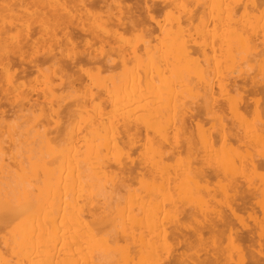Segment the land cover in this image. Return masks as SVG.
Here are the masks:
<instances>
[{"label":"rangeland","instance_id":"obj_1","mask_svg":"<svg viewBox=\"0 0 264 264\" xmlns=\"http://www.w3.org/2000/svg\"><path fill=\"white\" fill-rule=\"evenodd\" d=\"M51 1L0 0V28L6 29L0 42V85L4 87L0 88V186L24 208L18 216H11L12 212L10 217L0 216V264L20 261L14 236V225L19 222L26 224L28 235L37 225H50L45 237L50 239L60 232L65 237L67 232L75 234L87 225L85 235L78 233V238L84 239L69 236L72 246L58 244V248L62 245L63 249H58L61 253L66 254L67 247V257L81 258L77 264H256L257 259V264H264V0H53L54 5ZM147 7L150 15L145 13ZM121 16H126L125 21L129 17L141 21L123 29L118 24ZM81 21L93 36L84 34ZM66 25L73 31L75 50L65 41ZM55 36L61 38L59 43L52 41ZM246 36L251 37V43ZM196 42L209 44L207 55L197 50L183 55L184 47H193ZM93 47V53L108 52L119 61V67L105 72L99 64L82 62L83 69L75 65L72 69L70 59L65 58L62 60L68 64L63 69L44 58L52 53L67 57L74 51H93ZM121 52L126 55L124 64ZM34 54L39 56L37 61ZM8 57L15 61L11 67L7 64L9 68L2 64ZM73 71L75 75L76 71L84 72L82 82L70 83ZM135 77L155 85L159 93L151 86L141 90L134 85ZM205 78L213 88H203ZM126 98L132 101V119L149 120L156 127L155 133L140 134L132 149L124 142L128 138L121 129L114 127L120 119L116 108ZM117 100L121 101L116 106ZM166 103L167 113L156 116L155 110ZM101 122L113 126L95 134L92 125ZM163 137L181 142L173 155L168 153L161 160L152 145ZM72 146L93 157L98 153L111 169H94L96 159L90 160L91 166L84 165L83 156H75ZM146 147L148 152H142ZM67 159L72 163L64 162ZM154 160L155 164L160 162L162 176L151 173ZM122 166H133L139 173L146 167L151 174L146 171L148 176L145 173L144 177L134 171L138 177L132 174V179L126 172L125 179L123 172L126 181L127 177L132 179L123 186L119 180ZM202 167L218 170H213L214 174L211 168L206 169L210 173L203 176ZM79 169L84 171L85 180L68 186L66 182ZM184 170L189 178L183 175ZM50 197L52 207L47 201ZM143 205L148 207L147 213ZM75 213L80 216L70 219ZM71 225L75 233L70 232ZM28 246L21 249V256L31 255L34 264H55L45 254L34 255L38 250L34 243ZM29 251L32 254L27 255ZM104 256L105 260L97 261Z\"/></svg>","mask_w":264,"mask_h":264},{"label":"bare ground","instance_id":"obj_2","mask_svg":"<svg viewBox=\"0 0 264 264\" xmlns=\"http://www.w3.org/2000/svg\"><path fill=\"white\" fill-rule=\"evenodd\" d=\"M53 1V0H52ZM51 1V2H52ZM222 1V0H221ZM262 2H264V1H262ZM261 2V3H262ZM53 3V2H52ZM223 3H225V2H223ZM263 4V3H262ZM53 5H54V3H53ZM218 5V4H217ZM221 5V4H220ZM226 6H227V4H225ZM229 5V4H228ZM228 7V6H227ZM212 8V7H211ZM220 8V7H219ZM223 8V7H222ZM233 9H235V6L234 7H232ZM124 9V8H123ZM221 9V8H220ZM126 10H127V8H126ZM131 9H129L128 10V12H131L130 11ZM226 10V9H225ZM146 11L147 12H145L146 14H148V15H150L151 13V8L150 7H147L146 8ZM245 11V10H244ZM244 11H243V14H245L244 13ZM134 12V11H133ZM211 12V11H210ZM213 12V11H212ZM223 12V11H222ZM228 12V11H227ZM226 12V13H227ZM262 12V11H261ZM219 13H221V12H219ZM133 14V13H132ZM135 15V14H134ZM133 15V16H134ZM221 15V14H220ZM219 15V16H220ZM226 15V14H225ZM229 14L227 13V15L226 16H228ZM250 15V14H249ZM248 15V16H249ZM263 15V14H262ZM58 16V15H57ZM59 16H61V15H59ZM247 16V15H246ZM82 17V16H81ZM126 16H124V18H125ZM225 17V16H224ZM122 16L121 17H118V24H119V27H122L123 29H125L124 27H126L127 28V26L129 27V24H133V25H135L136 23L138 24V21L140 20L141 21V18H138V20L136 21L133 17L131 18V17H129V18H127V19H129V21L126 19V21H125V19H124ZM227 18V17H226ZM82 19V18H81ZM80 19V20H81ZM134 19V20H133ZM229 20V19H228ZM242 20V19H241ZM139 21V22H140ZM225 21V20H224ZM263 21V20H262ZM219 22V21H218ZM230 22V21H229ZM238 23V22H237ZM242 23V22H241ZM82 24V21L80 22V25ZM220 24V23H219ZM43 25V24H42ZM79 25V26H80ZM244 26V25H243ZM84 27H85V25H84ZM83 27V25H81V30L84 32V34H90V35H94L93 34V32L91 31V30H88V29H86V27L84 28ZM131 27V26H130ZM238 27V26H237ZM68 28H69V26H67L66 25V31H65V33H64V36H65V41H66V43L68 42V43H70V45L72 44V46L74 47H72L73 48V50H75L76 48H77V43H76V45L74 46V44H75V42L73 41L74 40V34L70 31V30H68ZM216 28V27H215ZM233 28V27H232ZM36 29V28H35ZM34 29V30H35ZM92 29V28H91ZM152 28H149V30H151ZM218 29V28H217ZM44 30H45V28H44ZM152 30H154V29H152ZM163 30V29H162ZM205 30V29H204ZM164 31V30H163ZM232 31V30H231ZM5 32H6V29H4V28H0V42H2L3 40H4V35H5ZM102 32V31H101ZM216 32V31H215ZM261 32V31H260ZM200 33V32H199ZM202 33V32H201ZM255 33V32H254ZM263 33V32H262ZM57 34V33H56ZM83 34V35H84ZM210 34V33H209ZM212 34V33H211ZM219 34V33H218ZM32 35V34H31ZM99 35V34H98ZM102 35H103V33H102ZM172 35V34H171ZM199 35V34H198ZM202 35V34H201ZM253 35V34H252ZM91 36V37H92ZM96 36V35H95ZM212 36H214V34H212ZM221 36V35H220ZM81 37V36H80ZM107 37V36H106ZM111 37V36H110ZM199 37V36H198ZM10 38V37H9ZM9 38H8V40H9ZM90 38V37H89ZM112 38V37H111ZM201 38V37H200ZM239 38V37H238ZM238 38H236V39H238ZM59 39V40H58ZM64 38H62V40H63ZM93 39H94V37H93ZM101 39V38H100ZM103 39V38H102ZM110 39V38H109ZM246 40H248V42H252L251 41V37L250 36H246V38H245ZM256 39V38H255ZM60 40H61V38H59V37H57V36H55L54 37V39L52 40V41H58V43L60 42ZM94 40H96V39H94ZM105 40V39H104ZM179 40V39H178ZM252 40H253V37H252ZM86 41V40H85ZM98 41H100V42H102V40H98ZM98 41H96V42H98ZM167 41V40H166ZM180 41V40H179ZM178 41V42H179ZM224 41V40H223ZM253 41H255V40H253ZM111 42V41H110ZM126 42V41H125ZM176 42V41H175ZM255 42H257V41H255ZM35 44H37V42H34ZM54 43V42H53ZM57 43V44H58ZM87 43L88 44H90L89 46H92V42H90L89 40L87 41ZM86 43V44H87ZM170 43V42H169ZM210 43H211V41H210ZM10 44V43H9ZM87 44V45H88ZM95 44V43H94ZM97 44V43H96ZM162 44V43H161ZM160 44V45H161ZM175 44V43H174ZM179 44V43H178ZM212 44V43H211ZM24 45V44H23ZM85 45V44H84ZM225 45V44H224ZM24 47V46H23ZM36 47V46H35ZM76 47V48H75ZM125 47V46H124ZM190 47L192 48L191 50H190ZM208 47H209V44L208 43H206V42H203V43H195V45L192 47V46H185L184 47V49H183V55H185V56H187L188 54L190 55V53L192 54V52H194V51H201L205 56L207 55V49H208ZM212 47H213V45H212ZM94 48L95 47H93V51H85V52H73L71 55H67V57H64L63 56V54L61 55V53H60V55H57V54H55V53H52V57L49 55V56H47V57H44L45 59H47V60H51L52 61V64L53 65H57L58 67H63V69H65V68H67V67H64V66H66L68 63H66V62H64L66 59L68 60V59H70V66L69 67H71L72 69L73 68H75L74 67V65L76 66V68L77 67H82V69H83V66L81 65L80 66V64L79 63H82V62H86V63H93V64H96V65H98L99 64V66L101 67L100 69H101V71H104L105 70V72L107 71V72H112V71H114V69H117L118 67H119V65H120V63H119V61L118 60H115L114 58H112L111 56H109V55H107L108 54V52H107V54L104 52V50L102 49V50H100L99 52L97 51V49L95 50V51H97V52H95V53H93L94 52ZM97 48V47H96ZM210 48V47H209ZM214 48V47H213ZM256 48V47H255ZM180 49V48H179ZM164 50V49H163ZM194 50V51H193ZM52 52H53V50H52ZM161 52V51H160ZM178 52V51H177ZM176 52V53H177ZM211 52V51H210ZM228 52V51H227ZM162 53V52H161ZM181 54H182V51H181ZM35 55V54H34ZM38 55V54H37ZM111 55H112V53H111ZM114 55V54H113ZM228 55H231L230 54V52H229V54ZM64 58H63V57ZM212 56H214V55H212ZM40 57H43V56H41L40 55ZM70 57V58H69ZM66 58V59H65ZM161 58H163V57H161ZM184 58H186V57H184ZM191 58V57H190ZM212 58V57H211ZM230 58H231V56H230ZM39 59V56H36L35 55V58H34V60L35 61H37ZM64 61H63V60ZM214 59V58H213ZM22 60H25L23 57H22ZM21 60V61H22ZM126 55L124 54V52H121V61L120 62H122V64H124L125 62H126ZM207 60V59H206ZM205 60V61H206ZM215 60H217V59H215ZM26 61V60H25ZM2 64H4V63H6V66L5 65H3V66H5V67H7V64L11 67V65L10 64H14L15 63V61H13V59L12 58H5V60L3 61L2 60ZM31 62H34V61H31ZM189 62H190V60H189ZM188 63V62H187ZM78 64V65H77ZM148 64H149V62H148ZM161 64V63H160ZM208 64V63H207ZM226 64V63H225ZM163 65L166 67V65H165V63H163ZM227 65V64H226ZM136 66V65H135ZM149 66V65H148ZM156 66H158V65H156ZM161 66V65H160ZM197 66V65H196ZM208 66V65H207ZM218 66V65H217ZM68 67V68H69ZM151 67V66H150ZM214 67V66H213ZM229 67V66H228ZM7 68H9V67H7ZM163 68V67H162ZM79 70H81L80 68H78ZM158 69V68H157ZM201 68H199L198 70H200ZM85 70V69H84ZM98 70H99V68H98ZM149 70V69H148ZM162 70V69H161ZM202 70V69H201ZM200 70V71H201ZM82 71V70H81ZM160 71V70H159ZM166 71H167V69H166ZM75 71H73V73H72V77H74V79H72V77L70 76V83H74L75 81L77 82V81H81L82 82V74L84 73H81L80 71V75H78V73L79 72H77L76 71V75H75V73H74ZM86 72V71H85ZM156 72V71H155ZM168 72H169V69H168ZM167 72V73H168ZM197 72V71H196ZM216 72V71H215ZM220 72V71H219ZM225 72V71H224ZM87 73V72H86ZM75 76H74V75ZM198 74V73H197ZM218 74V73H217ZM136 75H138V73H136ZM159 75V74H158ZM199 75V74H198ZM229 75V74H228ZM151 76V75H150ZM163 77V76H162ZM136 78V77H135ZM138 78V77H137ZM136 78V79H137ZM130 79H132V78H130ZM160 79H161V77H160ZM164 79V78H163ZM151 80V79H150ZM165 80H166V77H165ZM136 81V80H135ZM134 81V85H137V86H139L140 87V89H141V87H144V88H150V86L151 85H149V84H147L146 82H145V79L144 78H142V77H139L138 78V80L135 82ZM215 81V80H214ZM150 82V81H149ZM161 82V81H160ZM170 82V81H169ZM181 82V81H180ZM180 82L178 83V84H180ZM65 83V82H64ZM68 83V82H67ZM69 83V84H70ZM184 83V82H183ZM12 85V84H11ZM133 85V84H132ZM124 86V85H123ZM122 86V87H123ZM155 85H153V86H151V88H156V87H154ZM157 86V85H156ZM202 86H203V88H213V85H212V83L210 82V79L209 78H205L204 79V82H203V84H202ZM4 88L3 86H1L0 85V88ZM159 87V86H158ZM161 88V87H160ZM162 88H164V87H162ZM172 88V87H171ZM182 88V87H181ZM184 88H187V87H184ZM178 89H180V88H178ZM107 90V89H106ZM128 90H129V88H128ZM142 90V89H141ZM170 90H172V89H170ZM188 90H189V88H188ZM158 91V89L156 88V92ZM176 91V90H175ZM174 91V92H175ZM226 91V90H225ZM106 92V91H105ZM105 92H104V94H105ZM137 92H139V90L137 91ZM145 92V91H144ZM147 92V91H146ZM211 91H209V93H210ZM142 93V92H141ZM158 93H159V91H158ZM176 93V92H175ZM108 93L106 92V95H107ZM120 94V93H119ZM149 94V93H148ZM179 94V93H178ZM181 94V93H180ZM106 95H105V97H106ZM138 95H140V94H138ZM160 95V94H159ZM175 95L176 94H174V97H175ZM96 98H100V94H95L94 95ZM104 96V95H103ZM112 96V95H111ZM122 96H123V93H122ZM130 96H131V92H130ZM127 97V96H126ZM141 97V96H140ZM143 97V96H142ZM152 97V96H151ZM123 98V97H122ZM155 98V97H154ZM25 99V98H24ZM109 99V98H108ZM116 99V98H115ZM120 99V98H119ZM131 99V98H130ZM139 99V98H138ZM143 99V98H142ZM148 99V98H147ZM157 99V98H156ZM110 100V99H109ZM123 101L120 103V104H122L121 105V107L119 108V109H117L116 108V110H118V111H120V119L118 120V122H116L115 123V125H114V127H116L118 130L119 129H121V133L122 134H124V136H126L127 138H128V140L127 141H124V142H129L130 143V145H131V149L132 148H134L136 145H137V142L135 141V139H137V137L140 135V134H145V135H147V133H149V131H155V128L156 127H153V125L155 124H153L152 126H151V124L153 123L152 121H136L134 118L132 119V115H131V108H130V105H131V103H132V101H130L129 99H122ZM132 100V99H131ZM140 100V99H139ZM151 100V99H150ZM154 100V99H153ZM174 100V99H173ZM121 101V100H120ZM119 100H117V102H114L115 103V105L117 106V104H118V102H120ZM158 101V100H157ZM170 102H171V100H170ZM169 102V103H170ZM202 102V101H201ZM113 102L111 103V105H113L114 104ZM117 103V104H116ZM164 103V102H163ZM212 103V102H211ZM20 105V104H19ZM115 105L112 107V108H114L115 107ZM133 105V104H132ZM67 106V105H66ZM70 106V105H69ZM73 106V105H72ZM154 106H156V104L154 105ZM173 105H171V107H172ZM119 107V106H118ZM132 107V106H131ZM157 107H158V105H157ZM168 107H169V104H167L166 103V105H164L162 108H160L159 109V107L157 108V110H155V115L156 116H164L166 113H167V111H168ZM67 108V107H66ZM112 108L110 109V110H112ZM156 109V108H155ZM115 110V109H114ZM117 111V112H118ZM110 112V111H109ZM113 112V111H112ZM115 113H116V111H115ZM119 113V112H118ZM135 113V112H134ZM145 113V112H144ZM139 114V113H138ZM152 115V114H151ZM110 116H112V115H110ZM144 116V115H143ZM105 117V116H104ZM146 117V116H145ZM63 118V117H62ZM99 118V117H98ZM78 119V118H77ZM95 119V118H94ZM97 119V118H96ZM105 119V118H104ZM241 118H240V116H239V120H240ZM145 120V119H144ZM171 120V119H170ZM219 120H220V117H219ZM219 120H218V122H219ZM106 121H107V118H106ZM149 122H152V123H150L149 124ZM174 122V121H173ZM102 123V122H101ZM96 124L95 125V123L92 125V130L94 131V133L95 134H100L102 131H104V130H106V128L107 129H109V126L110 127H112L113 125L112 124ZM171 123V122H170ZM90 124H91V122H90ZM109 125V126H108ZM112 125V126H111ZM89 126V125H88ZM61 129V128H60ZM79 130V129H78ZM111 130H112V128H111ZM111 130H109V132L111 131ZM59 131V130H58ZM62 131V130H61ZM108 131V130H107ZM158 131H160V130H158ZM54 132V131H53ZM78 132V131H77ZM111 132H114V131H111ZM161 132V131H160ZM166 132V131H165ZM203 132V131H202ZM60 133V132H59ZM76 133V132H75ZM155 133V132H154ZM159 133V132H158ZM61 134V133H60ZM150 134H151V132H150ZM161 134V133H160ZM222 134H224L223 132H222ZM59 135V134H58ZM62 135V134H61ZM222 136H224V135H222ZM228 136V135H227ZM146 137V136H145ZM230 137V136H229ZM56 138V137H55ZM194 137H192V140H190V141H192V143H194V139H193ZM212 138V137H211ZM210 138V139H211ZM120 139V138H119ZM189 139H190V137H189ZM202 139H203V137H202ZM224 139V138H223ZM54 140V139H53ZM83 140V139H82ZM172 140V139H171ZM170 139H168L167 137H163V138H161L160 139V141L159 142H157L156 144H154V146L152 145V147H153V149H155V151L158 153V154H160V157H161V160H163L164 158H165V156L169 153V154H171V155H173L172 154V151L174 150V148L176 149V148H179L180 146V140L179 139H176L175 140V142L173 143L172 141H171ZM70 141H73V140H70ZM101 141H103L102 139H101ZM121 141V140H120ZM146 141V140H145ZM54 142H55V140H54ZM56 143V142H55ZM192 143H191V145H192ZM208 143V142H207ZM177 144V147L175 146ZM109 145V144H108ZM111 145H112V143H111ZM124 145V144H123ZM183 145V144H182ZM105 146H106V144H105ZM196 146V145H195ZM206 146H211L210 144L209 145H207L206 144ZM73 147V146H72ZM95 147V146H94ZM103 147V146H102ZM106 147H108V146H106ZM115 147H120L118 144H116V146ZM209 147H206L207 149L209 148ZM126 148V147H125ZM192 148V147H191ZM195 148V147H194ZM254 148V147H253ZM95 149V148H94ZM231 149V148H230ZM233 149V148H232ZM58 150V149H57ZM73 151H72V153L75 151V156H83V163H84V165L86 164V165H90L91 163H90V160H93V159H96L95 161H94V165H96L95 167H93L94 169H96V167H98V169H99V167H101V168H105V169H111V167H112V165L110 164V163H108V162H104L103 161V159L99 156V154L98 153H96V156L95 157H93L92 155H90V154H87V153H85L84 151H82V149H81V147H73V149H72ZM85 150H86V148H85ZM213 150V149H212ZM96 151V150H95ZM114 151L116 152V151H118L117 149H114ZM175 151L176 150H174V153H175ZM197 151V150H196ZM109 152V151H108ZM112 152V151H111ZM115 152H113V154H115ZM142 152H148V149H147V147H146V149H145V151L144 150H142ZM207 152V151H206ZM143 153V154H144ZM209 153V152H208ZM213 152H210L209 154H212ZM71 154V153H70ZM110 154V152L108 153V155ZM168 154V155H169ZM48 155V154H47ZM74 155V154H73ZM205 155H208V154H205ZM67 156V155H66ZM65 156V157H66ZM71 157H69L70 159L69 160H71L73 157H72V155H70ZM110 156V155H109ZM116 157V156H115ZM214 157V156H213ZM113 158H114V156H113ZM228 158H230V157H228ZM227 158V159H228ZM66 159V158H65ZM185 159H187V158H185ZM68 159H67V161L65 160L64 162H66V163H68V161H69ZM175 160H177V159H175ZM241 160V159H240ZM72 161H75V160H72ZM155 161V160H154ZM179 161V160H178ZM178 161H177V163L176 164H178ZM223 161V160H222ZM163 162V161H162ZM176 162V161H175ZM223 162H225V160L223 161ZM241 162V161H240ZM51 163H52V159H51ZM69 163H70V161H69ZM72 163V162H71ZM70 163V164H71ZM78 163V162H77ZM77 163H76V165H77ZM128 163V162H127ZM156 163V161L154 162V164H153V166H154V168H153V170L151 171V173L153 172V174H155L156 176H157V173L158 174H161V164H160V162L159 163H157V164H155ZM216 163H218V161L216 162ZM219 163H221V162H219ZM50 164V163H49ZM69 164V165H70ZM80 164V163H79ZM92 164V165H93ZM163 164V163H162ZM223 164H225V163H223ZM222 164V165H223ZM93 165V166H94ZM128 165V164H127ZM175 165V164H174ZM179 165H180V163H179ZM178 165V167L180 168V166ZM218 165V164H217ZM63 166V165H62ZM73 166H74V164H73ZM91 166V165H90ZM90 166H88V167H90ZM130 166V165H129ZM129 166H125V168H124V166H122V167H120L121 169L120 170H122V171H120L121 173H122V176L120 175V178H119V180H120V182H121V184L124 186L125 185V183H127L128 181H130V179L132 178V179H134V176L135 177H138V175H134V173H138V174H140V173H143V174H141V176H144L145 177V173H146V171H147V173H150V171L145 167H142V171L139 173V172H137L136 171V169L132 166V167H129ZM175 166H177V165H175ZM224 166V165H223ZM241 166V165H240ZM70 167V166H69ZM77 167V166H76ZM87 167V166H86ZM165 167V166H164ZM177 167V168H178ZM64 168H66V164H65V166H64ZM175 168V167H174ZM211 167H208V169L209 170H211V172L214 170H218L217 169V167H216V169L214 168H211ZM235 168V167H234ZM81 169V168H80ZM79 169V170H80ZM94 169H90V170H94ZM143 169H145V171L143 170ZM207 169V168H206ZM206 169L205 168H201V173L203 174V176H204V174L206 175L207 174V172H209L210 173V171H207L206 172ZM207 169V170H208ZM62 170V169H61ZM75 170H76V168H75ZM78 170V169H77ZM102 170V169H101ZM204 170V171H203ZM226 170V169H225ZM63 171H64V169H63ZM67 171H68V169H67ZM67 171H65L66 173H67ZM74 171V170H73ZM95 171V170H94ZM97 171V170H96ZM113 173H114V170H111ZM135 171V172H134ZM213 171V173L215 174V172ZM224 171V170H223ZM227 171V170H226ZM76 172V175H75V173H73L74 175L72 176V177H70L69 179H68V181L66 182V184L69 186H72V185H74V184H76V183H78V184H80V183H82L84 180H85V176H84V171L83 170H80V171H78V173H77V171H75ZM98 172H100V171H98ZM102 172V171H101ZM105 172V171H104ZM123 172L126 174H124L125 175V179H126V176H128V174L130 175V177H127V181L123 178ZM128 174H127V173ZM134 172V173H133ZM181 172V171H180ZM183 172V175H184V172H185V170L184 171H182ZM120 173V174H121ZM146 173V174H147ZM150 173V174H151ZM217 173V172H216ZM233 173V172H232ZM241 173V172H240ZM102 174H104L103 172H102ZM115 175H116V173H114ZM132 174L134 175V176H132ZM152 174V175H153ZM228 174V173H227ZM65 175H67V174H65ZM70 175V174H69ZM99 175V174H98ZM155 175H153V176H155ZM211 175H212V173H211ZM64 176V175H63ZM103 176V175H102ZM140 176V175H139ZM146 176H148V174L146 175ZM155 176V177H156ZM161 176H162V174H161ZM168 175H165V177L168 179V177H167ZM185 176V175H184ZM207 176V175H206ZM88 177V176H87ZM174 177H175V175H174ZM185 177H188L187 175L185 176ZM185 177H182V179L184 178L185 179ZM209 177H210V174H209ZM53 178V177H52ZM61 178V177H60ZM101 178V177H100ZM189 178V177H188ZM187 178V179H188ZM62 179V178H61ZM129 179V180H128ZM131 179V180H132ZM167 179H165V181H167ZM201 179V178H200ZM63 180H65V179H63ZM62 180V181H63ZM110 180V179H109ZM61 181V182H62ZM141 182V181H140ZM148 182V181H147ZM63 183V182H62ZM61 183V184H62ZM65 183V182H64ZM61 184H59V185H61ZM77 184V185H78ZM109 184V183H108ZM77 185H75V187H76V189H77ZM81 185V184H80ZM110 185V184H109ZM64 186V185H63ZM62 186V187H63ZM79 186V185H78ZM121 186V185H120ZM162 186V185H161ZM184 186V185H183ZM183 186H182V188H183ZM12 187V186H11ZM62 187H60V188H58V186H57V189H61ZM82 187H83V185H82ZM89 188V187H88ZM109 188H110V186H109ZM112 189H113V187H111ZM156 188V187H155ZM167 188H168V185H167ZM166 188V189H167ZM177 188V187H176ZM190 188V187H189ZM51 189V188H50ZM63 189V188H62ZM108 189V188H107ZM188 189V188H187ZM114 190V189H113ZM202 190V189H201ZM62 191V190H61ZM166 191V190H165ZM164 191V192H165ZM167 191H168V189H167ZM188 191V190H187ZM187 191H185V192H187ZM88 192H90V191H88ZM183 192H184V190H183ZM182 192V193H183ZM77 193H79L78 191L76 192V194ZM107 193V192H106ZM110 193V192H109ZM133 193V192H132ZM160 193V192H159ZM158 193V194H159ZM9 194H10V192L9 191H7V190H4V188H2L1 186H0V216L2 217L3 216V218H4V215H6L4 212H3V208L5 207V206H7L8 208H10V209H16V210H14V211H11L12 213L14 212V214H16V215H14V214H12L11 212V216H18V214L21 212V211H23L24 210V208H22V206H20L22 203H21V201L20 200H15V199H12L11 198V196H9ZM51 194H53L52 192H51ZM63 194H64V192H63ZM82 194H83V192H82ZM90 194L91 193H89V198H90ZM116 194V193H115ZM114 194V195H115ZM158 194H156V195H158ZM164 194V193H163ZM165 194H166V192H165ZM66 195V194H65ZM160 195V194H159ZM162 195V194H161ZM168 195H170L169 193H168ZM183 196H184V194H182ZM78 196H80V195H78ZM82 196V195H81ZM81 196H80V198H81ZM165 197H167L166 195H164ZM164 196H163V198H164ZM51 197H52V195H51ZM50 197V200H47L48 202H49V205L52 207V198ZM67 197V196H66ZM75 197V196H74ZM185 197H186V195H185ZM185 197H184V199H185ZM65 198V197H64ZM135 198V197H134ZM189 197L187 196V199H188ZM71 199V198H70ZM74 199H77V196L74 198ZM168 199V198H167ZM191 199V198H190ZM53 200L55 201H53V203L55 204L56 203V199L55 198H53ZM80 200V199H79ZM91 200V199H90ZM88 201V202H91V201ZM132 200H134V199H132ZM141 200V199H140ZM165 200V199H164ZM71 201V200H70ZM75 201H77V200H75ZM166 201V200H165ZM164 201V202H165ZM168 202H169V200H167ZM166 201V202H167ZM148 202V201H147ZM162 202V201H161ZM35 203V202H34ZM77 203H78V201H77ZM132 203V202H131ZM136 203V202H135ZM47 203H45V205H46ZM62 204H64V202L62 203ZM75 204H76V202H75ZM144 204V203H143ZM162 204H163V202H162ZM161 204V205H162ZM166 204V203H165ZM171 204V203H170ZM13 205H17V207L15 206H13ZM48 205V206H49ZM136 205H138V204H136ZM146 205H147V203H146ZM172 205V204H171ZM170 205V206H171ZM35 206V205H34ZM64 206L66 207V206H68L69 207V203H68V205H65L64 204ZM75 206H77V205H75ZM148 206V205H147ZM147 206H145V205H143V209L145 210L146 208L148 209V207ZM173 206V205H172ZM24 207V206H23ZM27 208V207H26ZM29 208V207H28ZM50 208V207H49ZM71 208V207H70ZM76 208H78V206L76 207ZM23 209V210H22ZM67 209V208H66ZM151 209V208H150ZM164 209H166V208H164ZM163 209V210H164ZM68 210V209H67ZM69 210H71V209H69ZM129 210V209H128ZM152 210V209H151ZM160 210V209H159ZM17 211V212H16ZM18 211H19V213H18ZM45 211V210H44ZM72 211H74V210H72ZM146 211V210H145ZM148 211V210H147ZM147 211H146V213H147ZM60 212V211H59ZM63 212V211H62ZM152 212V211H151ZM164 212H166V211H164ZM10 213H8L9 214V217H10ZM24 213V212H23ZM61 213V212H60ZM63 213H65V212H63ZM72 213H74V212H72ZM149 213V212H148ZM21 214V213H20ZM49 214V213H48ZM67 214V213H66ZM77 214V217L78 216H80V215H78L79 213H75V214H73V215H70L69 217H70V219L71 218H76V216H74V215H76ZM151 214V213H150ZM150 214H148V216H150ZM59 215V214H58ZM68 215V214H67ZM165 215V214H164ZM164 215H162V216H164ZM8 216V215H7ZM60 216V215H59ZM126 216V215H125ZM173 216V215H172ZM65 217V216H64ZM58 218V217H57ZM164 218V217H163ZM36 219V218H35ZM59 219V218H58ZM62 219V218H61ZM77 219V218H76ZM79 219V218H78ZM229 219V218H228ZM0 220H2V218H0ZM8 220V219H7ZM54 219L52 218L51 220H50V222H52ZM80 220V219H79ZM151 220V219H150ZM166 220V219H165ZM57 221V220H56ZM61 221V220H60ZM67 221V220H66ZM130 221V220H129ZM149 221V220H148ZM11 222V221H10ZM62 222V221H61ZM136 222V221H135ZM134 222V223H135ZM161 222V221H160ZM160 222L158 223V225L160 224ZM0 223H1V221H0ZM30 223V222H29ZM33 223V222H32ZM38 223V222H37ZM41 222H39V224H40ZM58 223H59V221H58ZM57 223V225H59ZM64 223V222H63ZM66 223V222H65ZM68 223V222H67ZM70 223V222H69ZM68 223V225H70ZM83 223V222H82ZM130 223V222H129ZM144 223V222H143ZM146 223V222H145ZM230 222H228V224H229ZM9 224V223H8ZM77 224V223H76ZM76 224H73L74 226L76 225ZM97 224V223H96ZM147 224V223H146ZM227 224V225H228ZM56 225V224H55ZM82 225V224H81ZM92 225V224H91ZM137 225H139V223H137ZM150 225H152V224H150ZM165 225V224H164ZM217 225V224H216ZM50 226V225H49ZM49 226L47 225L46 226V224H40V225H37L34 229H33V234H31V235H28L27 234V228H26V224L25 223H23V222H19V223H16L15 225H14V236H15V243H17V249L19 250L18 251V253L20 254L19 255V257L21 258H19V262H17V264H34L33 263V260H32V258H30V256H21L22 255V253H20L21 252V249L22 248H24V246L27 244V246H28V244H30L31 243V245H32V243H34L36 246H37V251H35L33 254L34 255H42V254H45V255H47V256H49V257H51L52 258V260L54 261L53 263H55V264H77L79 261H80V259L81 258H77V257H72V258H70V257H67L66 256V254H67V247H65L66 249H64L65 251H66V254L64 253V251L61 253V251L59 252V250L58 249H61L62 248V245H65L66 246V244H68V243H70V245L72 246L73 244H72V242L71 241H73V240H69V238H71V237H73V239L75 240V238H77V241H79V240H81V239H84V238H78L79 237V235H78V233H80V232H83L84 230V228L87 226V225H85V227L79 232L78 230H76V233H75V231L73 230L74 228V226H72V229L71 230H73V231H70L71 233H75V234H71V235H69V233L67 234L66 233V237H65V235L63 236V234H62V232H60V234H57V237H53V236H51L52 238L50 239V238H45L46 237V232L48 231V229L47 228H49ZM79 226L80 225H78V227H77V225H76V227L77 228H79ZM140 226H142V225H140ZM163 226V225H162ZM161 226V227H162ZM34 227V226H33ZM59 227V226H58ZM60 227H61V225H60ZM59 227V228H60ZM63 227V226H62ZM61 227V228H62ZM83 227V226H82ZM226 227V226H225ZM57 228V227H56ZM59 228H58V230H59ZM60 228V229H61ZM64 228V227H63ZM62 228V229H63ZM103 228V227H102ZM151 228V227H150ZM2 229V228H1ZM64 229H66L65 231H69L67 228H64ZM63 229V230H64ZM87 229V228H86ZM162 229H164V226L162 227ZM47 230V231H46ZM78 231V232H77ZM86 231V230H85ZM84 231V232H85ZM129 231V230H128ZM163 231H165V230H163ZM162 231V232H163ZM57 232V231H56ZM83 232V234L85 235V233ZM161 232V233H162ZM163 233H166V232H163ZM88 234V233H87ZM206 234V233H205ZM59 235H61L62 237H64V238H61V237H58ZM89 235V234H88ZM69 236H71V237H69ZM50 237V236H49ZM69 237V238H68ZM88 237V236H87ZM87 237H85V238H87ZM90 237H92V236H90ZM97 237H99V236H97ZM96 237V238H97ZM12 239H13V237H12ZM72 239V238H71ZM97 239H99V238H97ZM147 239V238H146ZM94 241H96L95 240V238L93 239ZM83 241V240H82ZM94 241H93V243H94ZM5 242V241H4ZM89 242H91V240L89 241ZM100 242H101V240H100ZM165 242V241H164ZM164 242H162V243H159V244H163ZM6 243V242H5ZM60 243L62 244L61 245V247H59L58 248V246L60 245ZM76 243V242H75ZM74 243V244H75ZM79 243V242H78ZM83 243V242H82ZM150 243H152V242H150ZM59 244V245H58ZM87 244V243H86ZM101 244V243H100ZM102 244H103V242H102ZM89 245V244H88ZM35 246V247H36ZM68 247H69V245H67ZM78 246V245H77ZM90 246V245H89ZM93 246H94V244H93ZM96 246V245H95ZM145 246H146V240H145ZM153 247H154V245H152ZM152 246H151V249H153L152 248ZM29 247V246H28ZM28 247H27V249H28ZM84 247V246H83ZM87 247V246H86ZM74 248H76V247H74ZM103 248H104V246H103ZM155 248V247H154ZM159 248H161V247H159ZM163 248V247H162ZM182 248V247H181ZM227 248V247H226ZM63 249V248H62ZM72 249V248H71ZM145 249V248H144ZM35 250V249H34ZM87 250V249H86ZM88 250H90V249H88ZM82 251V250H81ZM91 251V250H90ZM153 250H150V252H152ZM220 251H221V249H220ZM24 252V251H23ZM83 252V251H82ZM87 252V251H86ZM89 252V251H88ZM28 253V254H27ZM27 253H25V254H27V255H29V253H31L32 254V252L31 251H29V252H27ZM72 253H74L73 251H72ZM77 253V252H76ZM71 254V253H70ZM84 254H85V252H84ZM89 254V253H88ZM88 254H85L86 256L88 255ZM105 254V253H104ZM151 254V253H150ZM44 255V256H45ZM68 255V254H67ZM81 255V254H80ZM43 256V257H44ZM78 256V255H77ZM103 256V255H102ZM155 255H153V257H154ZM23 257V258H22ZM40 257V256H39ZM46 257V256H45ZM85 257V256H84ZM107 257V256H106ZM228 257V256H227ZM89 258V257H88ZM175 258V257H174ZM91 258H89V260H90ZM106 258H105V256L104 257H100L97 261H103V260H105ZM152 259H154L155 260V258H152ZM158 259V258H157ZM256 259V258H255ZM39 260V259H38ZM50 260V259H49ZM88 260V261H89ZM229 260V259H228ZM35 262V261H34ZM83 262V261H82ZM87 262V261H86ZM105 262V261H104ZM255 262H256V264H257V262H258V259H257V261L255 260ZM151 263H153V262H151ZM258 263H260V262H258ZM36 264V263H35ZM52 264V263H51ZM98 264V263H97ZM144 264H145V262H144ZM154 264H155V262H154ZM179 264V263H178ZM201 264V263H200Z\"/></svg>","mask_w":264,"mask_h":264},{"label":"snow or ice","instance_id":"obj_3","mask_svg":"<svg viewBox=\"0 0 264 264\" xmlns=\"http://www.w3.org/2000/svg\"><path fill=\"white\" fill-rule=\"evenodd\" d=\"M14 210H16V209H10V208H8L7 206H5V207L3 208V212H4L5 214H8L9 212L14 211Z\"/></svg>","mask_w":264,"mask_h":264}]
</instances>
